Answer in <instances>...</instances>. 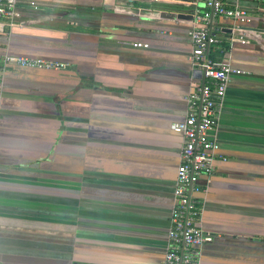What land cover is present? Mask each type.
I'll list each match as a JSON object with an SVG mask.
<instances>
[{
    "label": "crops",
    "instance_id": "0c3cea01",
    "mask_svg": "<svg viewBox=\"0 0 264 264\" xmlns=\"http://www.w3.org/2000/svg\"><path fill=\"white\" fill-rule=\"evenodd\" d=\"M207 54L233 75L201 264H264V0H219ZM202 0H17L0 55V264H162L185 98L204 83L189 30ZM135 43L148 44L147 48ZM227 44V50L222 48Z\"/></svg>",
    "mask_w": 264,
    "mask_h": 264
},
{
    "label": "built area",
    "instance_id": "2783aa9c",
    "mask_svg": "<svg viewBox=\"0 0 264 264\" xmlns=\"http://www.w3.org/2000/svg\"><path fill=\"white\" fill-rule=\"evenodd\" d=\"M206 10L195 11L194 23L188 34L192 43L190 62L202 71L204 83L196 85L185 98L187 115L181 122L171 125V130L182 135L184 144L180 150L177 176L173 191V207L167 230V247L162 264H201L200 248L213 241V235L201 228L203 203L207 185L199 181L206 178L207 184L215 172L218 141L212 137L218 108L223 103L226 89L233 75L242 71L229 63H212L207 58L211 47L221 43V38L211 32L210 18L227 17L245 22L246 13L237 8H227L219 0H202ZM17 0H0V34H3L16 15ZM147 48L148 44L135 43ZM3 56L0 55V58ZM7 65L28 68H55L59 64L21 56L5 55Z\"/></svg>",
    "mask_w": 264,
    "mask_h": 264
},
{
    "label": "trees",
    "instance_id": "16d2710c",
    "mask_svg": "<svg viewBox=\"0 0 264 264\" xmlns=\"http://www.w3.org/2000/svg\"><path fill=\"white\" fill-rule=\"evenodd\" d=\"M228 45L227 44H222V48L224 49V50H227L228 49Z\"/></svg>",
    "mask_w": 264,
    "mask_h": 264
}]
</instances>
